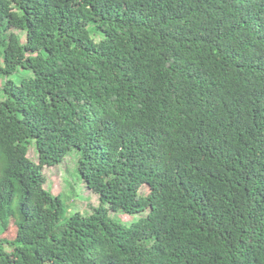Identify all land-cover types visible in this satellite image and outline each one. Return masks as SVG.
<instances>
[{
	"label": "trees",
	"instance_id": "obj_1",
	"mask_svg": "<svg viewBox=\"0 0 264 264\" xmlns=\"http://www.w3.org/2000/svg\"><path fill=\"white\" fill-rule=\"evenodd\" d=\"M3 76L0 264H264V0H0Z\"/></svg>",
	"mask_w": 264,
	"mask_h": 264
},
{
	"label": "rangeland",
	"instance_id": "obj_2",
	"mask_svg": "<svg viewBox=\"0 0 264 264\" xmlns=\"http://www.w3.org/2000/svg\"><path fill=\"white\" fill-rule=\"evenodd\" d=\"M18 34L21 36L22 40L26 39L25 33L19 31ZM28 76H30V74ZM4 82L5 77L3 76L0 79V87ZM29 156L31 160L35 162L39 161L40 150L35 141L30 147ZM79 157L80 153L76 149H73L68 152L61 163L45 166L43 168L46 176L45 187L53 191L55 195L61 197L65 209V219L70 218L71 215L76 212L88 215L95 207L100 205L99 195L87 187L80 175L78 169ZM109 211L110 216L126 223H130L133 219L148 214V210L132 215L122 210L115 211L110 209ZM18 215L19 213L16 211V217H18ZM12 235L13 232L8 231L4 237H11Z\"/></svg>",
	"mask_w": 264,
	"mask_h": 264
}]
</instances>
